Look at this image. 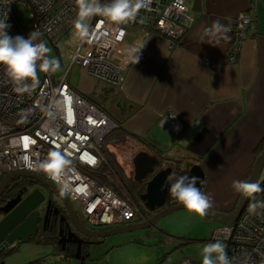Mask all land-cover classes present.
I'll return each mask as SVG.
<instances>
[{
    "label": "crops",
    "instance_id": "1",
    "mask_svg": "<svg viewBox=\"0 0 264 264\" xmlns=\"http://www.w3.org/2000/svg\"><path fill=\"white\" fill-rule=\"evenodd\" d=\"M187 2L191 24L181 40L171 46L159 35L144 38L133 55L141 49L140 60L135 63L132 59L119 88L95 81L84 72L75 84H68L103 109L136 152L177 161L182 169L200 166L202 192L213 198L211 210L229 213L241 195L233 181L248 180L264 147V4L257 3L250 38L230 65V28L237 14L246 11V0ZM216 20L229 28L231 39L208 32ZM168 113L174 114L181 126L176 134L160 125ZM193 221L209 222L190 212L171 214L157 224L162 234L150 230L107 238L93 246L83 261L179 264L182 256L175 263L168 256L190 240L186 233L177 234L167 227L186 228ZM55 254L52 244L28 242L3 261L35 264Z\"/></svg>",
    "mask_w": 264,
    "mask_h": 264
},
{
    "label": "built area",
    "instance_id": "2",
    "mask_svg": "<svg viewBox=\"0 0 264 264\" xmlns=\"http://www.w3.org/2000/svg\"><path fill=\"white\" fill-rule=\"evenodd\" d=\"M246 0L247 9L240 12L230 28L233 42L228 51V63L234 64L243 43L250 38L257 3ZM107 3L108 0H100ZM187 0H152L126 23H112L93 16L90 34L79 38L70 51V65L55 80L50 73L23 83L28 91H17V84L0 65V184L13 172H27L53 183L41 164L53 150L62 152L70 161L62 176V191L74 206L79 220L89 229H112L144 221L143 214L127 194L114 184L113 169L108 158H116L110 148L125 140L107 113L88 98L81 96L67 82L69 68L77 64L95 81L119 88L125 70L131 63L141 41L151 35L166 38L171 46L181 40L191 24ZM23 6L29 12V22L21 25L14 7ZM76 0H0V19L8 16V35L27 38L33 31L41 33L39 40L48 39L56 46L70 31L78 15ZM39 63V62H38ZM161 127L175 134L181 130L176 116L166 114ZM179 126V131L176 126ZM264 201V195L249 200L237 221L231 226L217 225L209 241L221 240L232 264H264V209L251 214L250 203ZM54 256L43 264H86L80 259ZM179 264H199L183 257Z\"/></svg>",
    "mask_w": 264,
    "mask_h": 264
},
{
    "label": "clouds",
    "instance_id": "3",
    "mask_svg": "<svg viewBox=\"0 0 264 264\" xmlns=\"http://www.w3.org/2000/svg\"><path fill=\"white\" fill-rule=\"evenodd\" d=\"M152 0H108L101 3L100 0H76L78 6L77 18L73 21V26L81 38H87L90 34V24L88 21L93 16H101L112 23H126L135 18L136 14L144 8L150 6ZM8 16L0 19V65H3L10 77L17 84L22 85L17 91H28L29 85L23 83L27 80L37 79V69L45 73L56 72L60 69V61L54 56H50L51 49L39 40L41 33L33 31L27 38L17 35H8L7 30L11 27L7 23ZM208 32L212 35L228 36L229 28L219 20L213 22ZM140 50L133 57L135 63L140 60ZM39 62V63H38ZM179 131V126H176ZM70 161L66 156L53 150L48 154V158L41 164V168L55 181L61 184L64 191L62 176ZM172 180L169 176L165 180ZM200 181L197 176H180L171 183L169 191L178 201H180L188 212L205 216L207 211L213 207V198L210 194L203 193L196 185ZM236 191L247 196L264 192L259 182L248 180L233 181ZM164 185L161 186L163 191ZM258 209H264V201L250 203L248 210L251 214H259ZM202 264H232L226 252V245L221 240H214L205 245L202 250Z\"/></svg>",
    "mask_w": 264,
    "mask_h": 264
},
{
    "label": "water",
    "instance_id": "4",
    "mask_svg": "<svg viewBox=\"0 0 264 264\" xmlns=\"http://www.w3.org/2000/svg\"><path fill=\"white\" fill-rule=\"evenodd\" d=\"M260 1L264 4V0ZM156 163L157 161L151 158L146 152L137 153L132 158L134 181L141 182V180H143L147 175L151 174L153 172V166ZM263 167L264 149L256 156L248 181L259 182ZM171 172V168L162 169L146 183L145 193L141 196L140 200L149 212H154L156 209H160L165 206L170 183V181H168V185L165 184V180L167 177L171 176ZM183 176L199 177L200 181L196 186L202 191L204 185V175L200 166L193 165ZM16 178H27L39 184L43 188H49L50 191L54 192L61 201L67 212L70 223L75 228V231L79 234V236L87 239L99 240L98 242H85L83 238H80L78 235L73 233H69L66 240L60 239L58 241L59 244L68 242L76 245V253L74 255L75 259H80V257H82L81 249L83 245L89 248L92 246H98L105 239L110 237L130 234L147 229H155L159 220L166 218L176 211L187 210L182 203H179L162 210L148 220L140 223L128 224L120 228L107 230H91L80 224L71 202L56 185L31 173L13 172L5 175L0 184V194L7 187L10 181ZM162 185H164L163 191H161ZM249 198L250 196L241 193L232 212L225 213L208 210L207 214L201 217L216 225L231 226L237 221ZM172 200L175 201L176 198L172 196ZM43 203H45L44 194L39 188H34L28 192L24 198H22L21 194H19L9 200L0 209V212L3 214V217L0 219V264H5L2 259V254L5 251L13 249L18 243L25 244L35 236L39 228V216L35 213V211L39 206L43 205ZM50 209H52V212L55 214L58 213L57 208L53 207L51 200H47L43 226L46 224V217Z\"/></svg>",
    "mask_w": 264,
    "mask_h": 264
},
{
    "label": "rangeland",
    "instance_id": "5",
    "mask_svg": "<svg viewBox=\"0 0 264 264\" xmlns=\"http://www.w3.org/2000/svg\"><path fill=\"white\" fill-rule=\"evenodd\" d=\"M13 10H14L15 16L17 17V19L21 25H26L29 22V12L23 6L17 5L14 7ZM79 38H80V36L77 34L76 29L73 27L70 31H68L64 35V37L60 41L57 42L56 46L53 45L48 39L44 40V43L47 45V47L51 49V52L49 53V55L58 58L60 61V65H61V67L58 71H56L54 73L49 72L53 79L58 80L68 69V67L70 65V61H71L70 51L76 48L78 41H79ZM82 72H84V71L81 70L79 65H77V64L72 65L67 72V77H66L67 82L75 84V82L81 76L80 74ZM39 74L42 75L43 71L39 70ZM137 148L141 149L139 146H137ZM110 150L112 153L116 154V158H115V160L114 159L113 160L118 165L120 164L122 166V168L124 169V171L127 174H129V176H130V172L132 171L131 158H132V155L134 154V151H135L134 148H131V144H127L124 140L121 143H117L116 145L111 147ZM143 150H146V149L143 148ZM163 162H166V160H164V158H163ZM175 165H177V168L175 167ZM173 166L176 169V174H180V173H182L181 171L185 172L187 169H189V167H187L186 169H182L181 163L179 164V162H177V161L173 162ZM263 180H264V167H263L261 175H260L259 183L261 184V182ZM113 181H114V184H116L117 187L121 189L122 193L125 194V190H126L125 186L123 185V183L120 182L119 178L117 176H115L113 178ZM39 189L44 194L45 200L51 199L54 202L57 200L56 194L55 195L53 194L50 196V192L48 189H46V188H39ZM139 201L140 202L134 201V203L138 207L139 211L144 212L143 216H146V214H148L150 212L144 207V205L142 204V201L140 199H139ZM44 210H45V207L39 206L36 209L35 213L41 215V214H43ZM209 210H211V209H209ZM212 211H215V210H212ZM179 212H188V211L187 210H180V211H176L173 214H176ZM138 219L141 220V218H138ZM161 220H159L157 222V224ZM157 224L155 226V229H147V230H143V231L156 230L155 232L162 234L163 232L162 233L160 232V229L158 228ZM215 226H216V224H213L210 222L202 223L200 221H193L186 228L167 227L169 230H174V231L176 230L177 234L186 233L187 234L186 237H189L186 239L190 240L189 243L186 244L184 247L178 248L169 254L168 259L171 261V263H175L179 259H181L183 257H187V258L192 259L196 263L202 264V250L206 244L211 242V241H207V239H209L210 234L213 231V229L215 228ZM143 231H139V232H143ZM166 234L168 235V233H166ZM204 240H206V241H204ZM182 244L184 245L185 242L182 241ZM75 253H76V251L74 252V255H75ZM85 255L87 256L88 254H85ZM71 259H73V258H71ZM73 261L76 262L75 259H73ZM44 262L45 261H42V262H40V264H43Z\"/></svg>",
    "mask_w": 264,
    "mask_h": 264
},
{
    "label": "flooded vegetation",
    "instance_id": "6",
    "mask_svg": "<svg viewBox=\"0 0 264 264\" xmlns=\"http://www.w3.org/2000/svg\"><path fill=\"white\" fill-rule=\"evenodd\" d=\"M139 152H136L134 151V154L132 155V158ZM150 154V153H149ZM151 158L155 159L157 161V163L153 166V172L149 175H147L143 180H141V182H136V184H145L157 173L159 172L160 170L162 169H166V168H171L172 169V172H171V177H172V180H170V183H169V187L171 185V183H173L175 181L176 178L180 177V176H183L184 174H186L188 171L186 170V172H183L181 171L182 173L180 174H176V169L175 167L177 168V165H175V167L173 166V161H169V162H163V160L161 158H157L155 157L154 155H150ZM132 158H131V164H132ZM157 168V169H156ZM131 174H132V178L134 180V170H133V166H132V171H131ZM146 187V186H145ZM34 188H43L41 187L39 184L37 185H34L32 187V189ZM31 189V190H32ZM49 190L50 192V196L51 195H55L54 192L50 191L49 188H46ZM30 190V191H31ZM27 195V194H26ZM25 195V196H26ZM25 196H23L22 198H24ZM172 196L170 191H169V188H168V194H167V197H166V203H165V206L160 208V209H156L154 212H150L148 214H146V216H144V221L145 220H148L149 218H151L153 215L155 214H158L159 212H161L162 210L166 209V208H169L171 206H174V205H177L179 203H181L180 201H178L177 199L175 201L172 200ZM56 201H52L51 199V202H52V205L53 207H56L57 210H58V213L55 214L54 212H52V209L49 210L48 214H47V217H46V224L45 226H43V221H44V217H45V213H46V202L47 200H45V203H43V207H45V210L43 212V214L39 215V228H38V231L37 233L35 234V236H40V235H43V234H47L49 231L53 230L54 233H55V243H53V245H55V248L56 247H60L61 250H67V251H71V252H75L76 251V245L75 244H71V243H68V242H64L63 244H59L58 241L60 239H67L68 237V234L69 233H73V234H76L79 236V234L75 231V228L72 226V224L70 223V220H69V217L67 215V212L65 210V208L63 207L61 201L58 199V197H56ZM143 204V202H142ZM144 205V204H143ZM73 206V205H72ZM74 207V206H73ZM75 210V209H74ZM79 220V218H78ZM80 224L87 228L80 220H79ZM140 222H143V221H140L137 220L132 222L131 224H134V223H140ZM88 229V228H87ZM90 229V228H89ZM91 230H104L102 228L100 229H91ZM34 236V237H35ZM80 238H83L81 236H79ZM85 240V242H95V241H99V240H92V239H87V238H83ZM17 244V243H16ZM93 247V246H92ZM92 247H86L85 245L82 246V249H81V255L83 254V256L85 257H88L89 254L92 252L91 251V248ZM57 252V251H56ZM85 254H88L87 256ZM58 255V254H57ZM53 257L56 256L55 255H52Z\"/></svg>",
    "mask_w": 264,
    "mask_h": 264
},
{
    "label": "trees",
    "instance_id": "7",
    "mask_svg": "<svg viewBox=\"0 0 264 264\" xmlns=\"http://www.w3.org/2000/svg\"><path fill=\"white\" fill-rule=\"evenodd\" d=\"M148 145H150L151 147H157L156 145H154L152 142H147ZM264 145V143H263ZM264 149V147L262 148V150ZM260 150L258 152L259 153L262 151ZM108 162L111 166V168L113 169V176H117L120 180L121 183H123V185L125 186V194L127 193V195L130 197V200H132V202H140L139 199L141 198V196L145 193V184L141 185V184H136V182L133 180L132 178V174L130 172V176L129 174H127L124 169L122 168V166L119 164H117L113 159H111L110 157L108 158ZM34 185H37V183L33 182L30 179L27 178H16L12 181H10V183L7 185V187L3 190V192L0 194V209L12 198L16 197L17 195L21 194V196H25L28 192H30V190L32 189V187ZM261 187L264 188V180L261 182ZM264 192H260V193H255L253 194V196H250L249 200H251L252 198L255 197H260L263 196ZM248 200V201H249ZM135 204V203H134ZM141 214L144 215L143 211H140ZM3 217V214L0 212V219ZM55 233L53 230L49 231L47 234H43L40 236H35L32 239H30L28 242L29 243H35L38 245H47V244H52L55 243ZM206 241V240H204ZM209 241V239L207 240ZM27 242V243H28ZM21 245L20 243H18L13 249L7 250L2 254V259L8 257L9 255L13 254L15 252V250L17 249V247ZM55 246V245H54ZM56 255L58 254V256H63L64 258H69L71 259L74 256V252L71 251H67V250H61L60 247H56ZM83 260H86L87 257L83 256V254L81 255ZM41 262V261H40ZM40 262H35V264H40Z\"/></svg>",
    "mask_w": 264,
    "mask_h": 264
}]
</instances>
